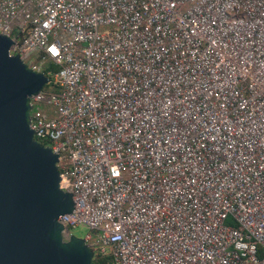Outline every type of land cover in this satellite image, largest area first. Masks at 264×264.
Returning <instances> with one entry per match:
<instances>
[{
  "label": "built area",
  "instance_id": "2783aa9c",
  "mask_svg": "<svg viewBox=\"0 0 264 264\" xmlns=\"http://www.w3.org/2000/svg\"><path fill=\"white\" fill-rule=\"evenodd\" d=\"M33 72L34 140L58 156L107 264H264V0H0Z\"/></svg>",
  "mask_w": 264,
  "mask_h": 264
},
{
  "label": "water",
  "instance_id": "95a60500",
  "mask_svg": "<svg viewBox=\"0 0 264 264\" xmlns=\"http://www.w3.org/2000/svg\"><path fill=\"white\" fill-rule=\"evenodd\" d=\"M0 34V264H92L84 239L59 218L74 208L59 188L58 156L34 140L30 100L49 82L28 69Z\"/></svg>",
  "mask_w": 264,
  "mask_h": 264
},
{
  "label": "trees",
  "instance_id": "16d2710c",
  "mask_svg": "<svg viewBox=\"0 0 264 264\" xmlns=\"http://www.w3.org/2000/svg\"><path fill=\"white\" fill-rule=\"evenodd\" d=\"M58 68L56 66L50 65L46 70L45 74L50 78L51 74L56 72ZM46 146V143H43ZM107 258H100L99 256H94L92 259V264H107Z\"/></svg>",
  "mask_w": 264,
  "mask_h": 264
},
{
  "label": "rangeland",
  "instance_id": "374dc122",
  "mask_svg": "<svg viewBox=\"0 0 264 264\" xmlns=\"http://www.w3.org/2000/svg\"><path fill=\"white\" fill-rule=\"evenodd\" d=\"M90 231L86 227L78 226L70 230V235H73L77 238L84 239Z\"/></svg>",
  "mask_w": 264,
  "mask_h": 264
}]
</instances>
